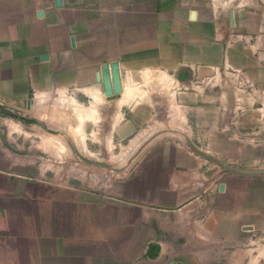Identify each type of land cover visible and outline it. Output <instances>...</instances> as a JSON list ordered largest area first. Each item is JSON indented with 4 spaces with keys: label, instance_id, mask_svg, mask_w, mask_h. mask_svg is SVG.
<instances>
[{
    "label": "crops",
    "instance_id": "1",
    "mask_svg": "<svg viewBox=\"0 0 264 264\" xmlns=\"http://www.w3.org/2000/svg\"><path fill=\"white\" fill-rule=\"evenodd\" d=\"M61 2L62 7L57 6V0H0V49L2 42L21 40L26 51L51 49L61 53L65 48V56L97 58L87 66L81 65L83 79L76 82L89 96L71 97L81 110L78 115L83 121L91 120L92 128L85 133L82 124L72 133L87 136L91 143L86 147L91 153L103 155L119 149L144 155L129 164L128 172L121 174L125 166H118L119 179L123 180L100 189L17 200L7 222L2 217L0 264H168L167 260L154 263L152 249L158 247L154 238L162 231L164 215L184 210L201 196L199 177L206 164L184 143L161 138L198 137L200 129L210 126V115L202 119L198 110L194 117L197 102L193 92H180L177 98L174 91L202 89L205 82L214 86L220 50L216 45L186 47L178 43L177 32L161 30V26L204 23L199 16L193 19V8L189 7L186 16V5H174L171 0ZM79 2H95V12L83 4L87 10H73ZM107 37L120 47L115 44L106 48ZM154 39L164 43L152 49ZM105 57L121 62L124 91L118 97H104L101 85L95 83ZM1 59L0 54V90L19 93L25 64L19 61L12 65ZM185 67L190 68L187 73ZM41 69H33L38 78ZM10 74L12 81H8ZM14 80L17 82L12 83ZM191 80L198 85H190ZM74 83H62L61 93H67ZM140 140L145 148L138 146ZM150 141L153 143L146 149ZM223 215L227 216H218L217 212L209 215L205 224L209 239L193 244L189 260L176 258L183 261L181 264H264V240L239 239L252 231H245L247 225L240 223H232L229 228L226 222L219 225ZM222 234L226 239H217ZM217 248L229 251L213 256Z\"/></svg>",
    "mask_w": 264,
    "mask_h": 264
},
{
    "label": "rangeland",
    "instance_id": "2",
    "mask_svg": "<svg viewBox=\"0 0 264 264\" xmlns=\"http://www.w3.org/2000/svg\"><path fill=\"white\" fill-rule=\"evenodd\" d=\"M171 1L174 5H186V16L189 7L193 8V19L199 16L204 23L161 26V30L177 32L178 43L186 47L216 45L220 50L217 55H221L217 58L220 67L214 86L205 82L202 89H172L177 98L180 92H193L197 102L193 115L196 117L198 110L202 119L210 115L213 118L207 122L210 126L200 129L198 137L161 138L184 143L206 164L199 177L201 196L191 200L184 210H172L164 215L162 231L153 241L158 245L152 249L154 263L167 260L168 264H181L183 261L176 258L189 260L193 257V244L209 239L205 224L215 212L218 216L227 215L218 223L226 222V228L232 223L247 225L243 229L252 232L239 239L264 240V0ZM61 3L57 0L58 7H62ZM82 4L90 5L88 10L95 12V2H79L73 10H87ZM104 43L106 48L115 44L120 47L110 37ZM160 43L164 42L154 39L152 49ZM2 44L1 60L12 65L24 63L25 74L20 80L24 85L19 93L0 90V227L2 217L7 222L8 212L17 200L100 189L104 184L123 180L119 179L118 166H125L121 174L128 172L129 164L144 155L119 149L103 155L91 153L90 147H86L91 143L87 136L72 133L82 124L85 133L92 128L91 120L83 121L78 115L81 110L71 97L89 96L76 82L83 79L81 65L87 66L91 59L97 58L65 56V48L61 53L51 49L38 53L26 51L21 40ZM72 44L75 49V39ZM102 59L105 62L99 74H95L100 92L106 98L123 95L121 62L113 57ZM35 67L43 68L39 78L33 72ZM189 69L185 67V73ZM12 80L13 76L8 81ZM67 80L75 83L67 93H61L60 86ZM190 85L198 83L191 80ZM141 140L138 146L145 148ZM153 142L146 144V149ZM208 196L217 199L210 201ZM222 235L223 238L217 239H226ZM225 251L229 250L213 249V256L216 252L224 255Z\"/></svg>",
    "mask_w": 264,
    "mask_h": 264
}]
</instances>
